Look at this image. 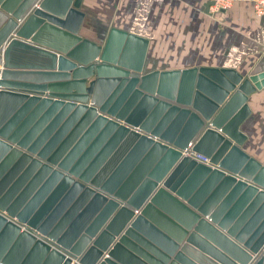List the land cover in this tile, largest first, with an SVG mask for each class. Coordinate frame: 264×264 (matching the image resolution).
Masks as SVG:
<instances>
[{"label":"water","instance_id":"95a60500","mask_svg":"<svg viewBox=\"0 0 264 264\" xmlns=\"http://www.w3.org/2000/svg\"><path fill=\"white\" fill-rule=\"evenodd\" d=\"M1 1L0 23L8 19L7 35L15 36L8 37L5 48L0 37V121L13 109L0 123V162L19 167L31 159L22 177L36 165L21 189L40 166L49 174L17 213L11 194L20 181L0 190V264H264V164L243 148L248 137L240 130L251 113L250 95L260 88L241 84L253 76L201 68L219 82L217 97L226 92L220 108L209 113L195 103L205 78L197 68L144 73L149 39L114 27L113 38L105 39L106 32L99 30L103 41L97 40L95 55L102 49L101 62L109 60V49L116 56L127 33L117 61L122 74L100 76L94 63L88 65L94 56L71 53L87 42L79 33L84 18L68 29L53 22L54 13L43 7L48 0H23L16 9L10 7L16 0H5L12 9L7 12ZM69 7L85 17L78 0H69ZM60 53L71 58L62 65L68 70H59ZM114 131L123 136L113 158L90 179L80 175L78 165L89 163L91 150ZM206 132L214 139L209 146L200 139ZM219 139L235 143L222 158L221 148L210 157ZM201 148L211 151L203 154ZM190 151L208 157L211 165ZM224 181L231 182L229 189L214 202L211 193ZM86 186L95 194L74 210ZM150 208L189 235L171 236L151 220ZM122 209L136 218L114 231ZM106 232L118 238L105 260L100 257L109 245L94 258L88 256L91 248H75L80 239L81 249L88 241L96 244ZM132 232L159 251L160 261L126 247Z\"/></svg>","mask_w":264,"mask_h":264},{"label":"bare ground","instance_id":"6f19581e","mask_svg":"<svg viewBox=\"0 0 264 264\" xmlns=\"http://www.w3.org/2000/svg\"><path fill=\"white\" fill-rule=\"evenodd\" d=\"M22 1L23 0H16V1H14V6H10V7L12 9H16L20 5V3H22ZM84 1L85 0H78V3L83 6ZM2 3H3V5H2L3 9L6 10V12L12 10V9H10L9 6H7L5 4V0L1 1V4ZM39 4L40 3H38V5ZM44 6L46 8L45 10L50 9L54 13V15H55L54 16L55 18H53L54 23H56L62 27L66 26L68 29H71L69 27H71V25H73V24L77 25V22L80 20V17L84 18L83 21L85 22V19L87 16L86 12H85V14H86L85 17H82L79 13L76 14V13L70 12L69 0L65 3L63 2V0H50V1L48 0L43 5V7ZM84 22L82 24H84ZM9 24L10 23H9L8 19L4 23L3 22L0 23V37H4V38H1V39H3V45H2V46H4L3 48L6 47L8 41H9L8 37L15 36V32H14V34L7 35L6 30H7V27ZM82 27H83V25L81 26V29H82ZM1 31H3V32H1ZM122 31H125V30H122ZM80 32H81V30L79 31V33ZM126 35H127V33H126ZM126 35H125V37L121 43L120 49H119V51L115 57H113V49H109V54H107V56L109 57V60L107 62H101V60L99 59V58H101L102 49H101L100 53L95 55L97 52V49H98L97 44H95L93 41H91L89 38H87L85 36H84V38L87 39V42H85V43L83 42V43L79 44L78 46H76L71 51V53L76 58L77 57L80 58V53H81L82 49L83 48L84 49L89 48L92 50V54H93L92 56H94V58L91 59V61L88 63V65L91 63H94L93 64L94 65V71H96L97 75H100V76L120 75V74H122V72H123L122 69H124V68L119 66L117 61H118V58L120 56ZM108 36L113 38V34H112L111 30H110V33ZM1 54L3 55V52H1ZM111 54H112V56H111ZM69 59H71L70 56H68L66 54H61V53L59 54V59H58L59 70H68L69 69L68 64L66 65V67L62 66L64 64H66L69 61ZM83 66H85V65H83ZM145 66H146V62H145L144 68H145ZM195 68L198 69V75H202L205 77V78L201 79L200 88H197L195 103L201 110L208 111L209 113H211L216 108H220L218 101H220V99H222L223 94H225L226 92L223 93L221 95V97H217V95L219 94V89H218L219 87H217V84L219 82H217L214 78L209 79L207 76H205L206 73L204 71H202L201 68H206V67H195ZM153 71H155V70H153ZM159 71L162 72L165 70H159ZM150 72H152V71H150ZM144 73H145V69H144ZM33 77H36V76H33ZM47 77L48 76H37L36 78L44 79ZM206 79H207V81L211 82V84L207 85V87L205 86V82H204ZM248 80L249 81H243V83L241 84L244 88L251 89L252 85H254L255 87H262V86H264V72H262L260 74H256L251 79H248ZM239 86H237V87H239ZM231 87L232 86H230L228 88H231ZM10 112L6 116H3L2 119L4 120V119L8 118L11 114ZM2 115H3V113L1 112V116ZM2 121H0V123H2ZM115 132L116 131H114V133H112L106 141H104L103 143L98 145L97 148H95L94 150H91L92 152L90 154H93V158L91 159V161L89 163L86 164V162L84 161L78 165L79 166L78 170L80 172V175L84 174L85 178L90 179L100 169V167L104 164V162L108 159V157L111 155V153L118 146L119 141L122 139L123 131H117V133H115ZM215 133H218V131H216ZM234 143H235L234 141H230V142L225 143V142H223V140L219 139L218 144L214 148V150L212 151L210 157L217 150H219L221 148V150L219 152V156H220V158H222ZM245 143H246V141H245ZM215 145L216 144H214L213 146H215ZM201 149L203 151V154H208L211 151V148L207 149V150H205L203 148H201ZM20 154L23 155V153H20ZM187 154H191V153L188 152ZM196 154L198 155L199 153H196ZM196 154H191V155H193L196 159L200 160L202 163H205L209 166V164H210L209 160L204 161L201 158H199ZM3 161H4V159H1V162H0V190L2 191V189L7 186V188H5L6 189L5 191H8L13 186H16L18 181H20L18 186L14 189V191L11 194V198L14 197L12 202H11V209L14 210L15 213H17L27 203V201L30 199V197L33 195V193L36 191V189L40 186V184L43 182V180L49 174V170L44 165L40 166V168L37 170L35 175L31 179H29L27 184L25 186H23V188L21 189L22 185L27 181L26 179L29 177V175L32 173V171L36 168V165L33 164L30 171L25 176L22 177L21 174L30 165L31 159H28L26 163L19 165V167H16V162H15V164L11 168H10V166L12 165L13 162H11V163L9 162L8 164H6V166H3ZM230 183L231 182H229V181L228 182L224 181L223 183L222 182L219 183V185L217 186V190H215V194H214V192L211 193V198L215 199L214 202H216L218 199H220L224 196V194L229 189L228 187L230 186ZM94 194H95V190L90 188V186H86V188H84L83 191L78 196V199L75 201L74 206H73L74 210L80 211L83 208V206L92 198V196ZM119 213L120 214L118 216L123 215L124 217L121 218L122 221L120 222V224H114L115 225L113 227L114 231H117L120 228H122V226L125 222H128V221L131 222V220H134L136 218V216L133 215V213L128 211L127 209H122V211H120ZM148 215L151 218V220H153V222L155 224H157L160 228H162L164 231H166L167 233H169L171 236H173L174 238H176L178 240H182L183 238L185 239L189 235L186 230H184L183 228L176 225V223L174 221L169 219L166 215L156 211L154 208H150L148 210ZM131 216H132V218H131ZM116 226H118V228ZM108 234H111V235H108ZM107 236H109V237H107ZM103 238H104V241L100 244L101 246H100L99 252L93 253V251L95 252L98 249L99 243L103 240ZM117 238H118V236L115 237V239H114L111 232H106L102 238H98L94 241V242H96V244L88 241L86 244V247L84 249H81L79 244L84 239H80L77 242L75 248L77 249V251H81V252L84 251L85 249L88 250L91 248L88 256L91 257V255L93 254L92 258H94L95 256L98 257L100 255L101 251L103 252V248L105 245H109V248L106 251H104L103 255L100 257L101 261H103L107 257L111 247L114 246V243H115ZM105 239H106V241H105ZM125 242H126L125 245L127 248L135 251L136 253H138L140 256H142L146 260H148V261H153V260L160 261L161 257H160L159 251L155 247H153L150 243H148L142 236L132 232L131 234L128 235V239L125 240ZM89 244L91 246L89 248H87V246ZM149 256H151V257L148 258Z\"/></svg>","mask_w":264,"mask_h":264},{"label":"crops","instance_id":"0c3cea01","mask_svg":"<svg viewBox=\"0 0 264 264\" xmlns=\"http://www.w3.org/2000/svg\"><path fill=\"white\" fill-rule=\"evenodd\" d=\"M118 1L110 3L111 9H113V19L103 15L95 18L97 31L106 32L111 26H114V22L118 18L123 21L122 17H124L126 23L123 21L124 24L119 25L122 30L149 39L144 68L146 73L153 70L194 67L230 68L245 77L264 72V15H257L252 4L247 1H237L230 8L219 11H212L211 6L208 8L210 0H126L125 5L120 3V0ZM99 2L105 5L103 0H99ZM167 12H171L173 15L174 35L177 32L180 35L183 34L182 19L185 14L189 20H192L193 17L192 27L198 32L196 39L201 38L200 41L204 44L199 50L202 53L205 52L206 57L203 59L202 56L199 59L196 55L194 59H197V62L193 61L182 67L147 69L153 48L151 34H154L150 29L149 22L158 21L159 27H163V30L166 29V20L169 18ZM86 14L90 18L89 13ZM84 36L89 37L91 34ZM249 101H251V96ZM118 147L108 157V161L113 158ZM127 154L128 152H126V156ZM124 158L122 157L119 162L121 163ZM107 160L106 162H108ZM119 162L116 164L119 165ZM114 172L115 170L112 169L108 174Z\"/></svg>","mask_w":264,"mask_h":264},{"label":"rangeland","instance_id":"374dc122","mask_svg":"<svg viewBox=\"0 0 264 264\" xmlns=\"http://www.w3.org/2000/svg\"><path fill=\"white\" fill-rule=\"evenodd\" d=\"M103 1L105 2V5L100 3L99 0H85L82 6V10L89 13L90 18L85 19V23L80 33L83 36L85 34H91V36L87 38H89L97 45V40L103 41V39H101L97 33L98 31L95 18L103 15L105 17L113 19V9H111L110 3H116L118 0ZM120 3H123V5H125L126 0H120ZM167 16L169 18H167L166 20L167 27L164 30L163 27H159L158 21L149 22L150 29L152 30V32H154V34H151V38L153 40V48L151 58H149L151 59L149 62L150 64L149 66H147V69L154 67H161L165 69L170 67H182L192 63L193 61L197 62L198 60L194 59L196 55L198 56V58L203 56L204 59L206 57L205 52L202 53L199 50L201 46H204V44L200 41L201 38L196 39L198 32L192 27L193 17L192 20H189V18L185 14L182 19L183 34L180 35V33L177 32V34L174 35V25L172 22L173 15L171 14V12H167ZM122 20L125 22L124 17H122ZM123 21L118 18L117 21L114 22L113 27L121 30V27L119 25L124 24ZM111 27L106 31L105 39L106 37H108L107 35H109ZM117 48L118 45H115V49ZM85 52H87L89 56L93 55L92 50L89 48H83L81 53ZM218 69L227 70L228 68L223 67ZM223 70L218 72L217 75L220 77L225 76ZM248 104L251 113L240 126L241 132L248 137L246 143L243 145V148L247 152H249L253 157H255L264 164V86L257 88L251 94V101H249ZM210 138L211 135L206 132L202 135L200 139L203 141L204 144L209 146L210 144L214 143V139H212L211 141ZM190 153H192V151H190ZM197 156L208 161V157L202 154H198ZM13 165L14 163L10 166V168Z\"/></svg>","mask_w":264,"mask_h":264},{"label":"built area","instance_id":"2783aa9c","mask_svg":"<svg viewBox=\"0 0 264 264\" xmlns=\"http://www.w3.org/2000/svg\"><path fill=\"white\" fill-rule=\"evenodd\" d=\"M210 1L213 2V4L211 5L212 11L226 10L231 6H233V4L237 1H247L252 4L253 9L257 15H264V0H210ZM191 154H196V153H191ZM201 159L204 160L203 158Z\"/></svg>","mask_w":264,"mask_h":264}]
</instances>
